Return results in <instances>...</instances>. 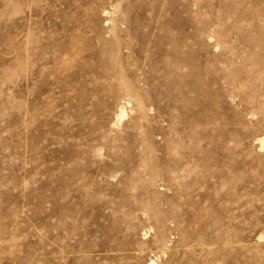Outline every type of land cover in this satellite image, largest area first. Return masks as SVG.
Returning <instances> with one entry per match:
<instances>
[{
	"label": "rangeland",
	"instance_id": "rangeland-1",
	"mask_svg": "<svg viewBox=\"0 0 264 264\" xmlns=\"http://www.w3.org/2000/svg\"><path fill=\"white\" fill-rule=\"evenodd\" d=\"M263 54L264 0H0V264H264Z\"/></svg>",
	"mask_w": 264,
	"mask_h": 264
},
{
	"label": "bare ground",
	"instance_id": "bare-ground-1",
	"mask_svg": "<svg viewBox=\"0 0 264 264\" xmlns=\"http://www.w3.org/2000/svg\"><path fill=\"white\" fill-rule=\"evenodd\" d=\"M238 4V3H237ZM256 12V11H255ZM102 17H103V23L105 25V28H106V32L104 34L103 37H107V38H111L109 40L106 41V43L104 44H111V51L112 53L117 57V65H118V74L121 76V80H122V84H123V87L125 89V92L127 95H130L133 96L134 98H137V103L140 105L142 103H140V100H139V97H138V87L132 82L130 81L128 78H126L122 72V69H121V65H120V55H121V52H122V44H123V41H122V38L119 34V29L120 27L122 26L123 23H125L124 19H123V16H121L119 14V6L117 5H114L113 8H109L107 6L103 7L102 9ZM248 13V12H247ZM255 14V13H254ZM240 34V33H239ZM101 38L102 40L104 38ZM103 45V43H102ZM61 46V45H59ZM21 47V44L18 45V49ZM46 45L45 44H42L40 42V39L39 38H36V37H32L30 38L29 40V43L27 44V48H26V55L28 58H30L31 60V65H30V68L31 70L33 69H36V67H38V63L40 60H43L45 57L44 54H46ZM63 47V46H61ZM58 48V47H57ZM62 48H59V50H61ZM129 49V48H128ZM57 50V51H59ZM246 50V49H245ZM250 50V49H249ZM48 51V49H47ZM53 51V50H51ZM62 51V50H61ZM60 51V53H61ZM105 51V50H104ZM108 51V50H107ZM106 51V52H107ZM21 53V51L19 52ZM50 54V53H49ZM55 54V53H54ZM58 54V53H57ZM48 55V54H47ZM112 55V54H111ZM230 55V54H229ZM53 56V55H51ZM257 56V55H256ZM55 57V55H54ZM254 58V57H253ZM259 59L261 60H264V54L261 55V56H258ZM47 59V58H46ZM245 60V59H244ZM46 61V60H45ZM257 61V59H256ZM177 62V61H176ZM261 63V62H260ZM264 63V61H263ZM44 65L42 67V70L43 69H46L47 68V65L46 64H42ZM243 68V67H242ZM252 69V68H251ZM257 70V69H256ZM262 72V71H261ZM78 76V75H77ZM198 84V83H197ZM245 86V85H243ZM126 95V96H127ZM127 98V97H126ZM129 98V97H128ZM127 98V99H128ZM131 99V98H130ZM130 99L129 102L131 101ZM143 102V101H141ZM141 107V106H140ZM146 110V109H145ZM146 113V112H145ZM126 115V109H125V106L122 105L119 109V112L117 113V119L118 121H121ZM142 115V114H141ZM146 122V121H145ZM146 127V126H145ZM147 134V133H146ZM145 134V135H146ZM149 135V134H148ZM147 135V136H148ZM260 143H261V146L264 145V137L262 138H258ZM145 146H146V149L148 151V155L151 159H154V153H153V146L151 144V142H147V141H143ZM154 172V171H153ZM150 179V178H149ZM153 218L154 220L158 223V225L160 226L161 223V216L159 213H153ZM260 239H264V235H261L260 236ZM155 243L158 247H162L160 252H165L167 249L166 247L169 246L167 244V240H166V235L164 233V231L162 229L159 230L158 234L155 235ZM123 246L121 245H118V246H113L111 249H122ZM168 248V247H167ZM166 249V250H165ZM120 252V251H119ZM154 262V260H151L150 261V264H152Z\"/></svg>",
	"mask_w": 264,
	"mask_h": 264
}]
</instances>
